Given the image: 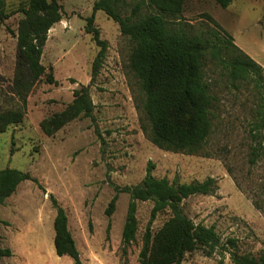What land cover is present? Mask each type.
Segmentation results:
<instances>
[{"label": "rangeland", "instance_id": "obj_1", "mask_svg": "<svg viewBox=\"0 0 264 264\" xmlns=\"http://www.w3.org/2000/svg\"><path fill=\"white\" fill-rule=\"evenodd\" d=\"M26 1L5 0L6 11ZM95 1L61 2L62 19L48 31L40 59L45 75L51 69L57 83H46L43 75L27 95L25 106L11 93L15 33L22 14L0 22V112L24 109L22 121L0 133V170L27 172L37 182H21L0 206V247L11 250V256L1 258L0 263L72 264L69 257H59L54 251L52 195L66 213L68 230L84 264H139L152 203H136L135 240L123 251L121 231L129 196L116 187L139 184L149 162L151 174L169 182L216 180L215 195L191 196L181 207L194 224L214 228L218 246L210 256L204 250L185 254L182 264H232L234 251L257 256L264 251V157L253 164L249 158L256 111L264 118V92L258 95L252 85L226 88L220 71L206 67L217 105L202 151L185 155L156 148L143 134L134 107L137 89L126 68L131 43L100 10L94 14L93 26L106 49L91 82L92 64L100 47L84 27ZM122 1L131 7L138 0ZM204 14L211 16L264 74V0H233L225 9L212 0H187L182 20L196 33L213 26ZM80 86L89 89L94 105L91 117L75 119L55 135L45 136L39 122L63 110ZM259 131L257 141L264 147V127ZM115 194L114 211L107 216L105 209ZM169 217L168 211L158 214L151 232ZM230 239L235 247L230 246Z\"/></svg>", "mask_w": 264, "mask_h": 264}, {"label": "trees", "instance_id": "obj_2", "mask_svg": "<svg viewBox=\"0 0 264 264\" xmlns=\"http://www.w3.org/2000/svg\"><path fill=\"white\" fill-rule=\"evenodd\" d=\"M63 0H27L13 11H6L5 0H0V22L17 13L22 18L17 23L16 60L11 93L22 106L34 85L45 75L40 63L48 31L62 19ZM187 0H138L129 7L122 0H96L92 15L86 19L84 32L100 47L91 69V82L100 68L106 43L99 39V31L93 26L94 14L100 10L117 24L119 32L131 43L127 58V73L134 80L136 95L134 107L139 112L140 128L146 138L158 149L185 155L199 154L212 129L213 111L217 97L211 93V81L206 67L220 71L226 88L239 90L252 85L258 95L264 92V74L261 66L241 51L233 39L209 15L213 25L209 29L193 32L192 25L183 22L182 12ZM219 7L227 8L233 0H212ZM147 9V12H143ZM45 82L56 84L51 69ZM94 105L87 86L73 91L72 101L66 107L39 122L41 132L51 137L67 123L89 118ZM24 109L16 108L0 112V133L10 125L22 121ZM263 113L256 111L253 123L249 162L253 164L264 157V147L257 141L259 129L264 127ZM149 162L146 174L135 186L116 191L128 194L129 202L121 231L122 250L135 240L137 220L136 203H152L149 221L142 236L138 255L139 264H182L185 254L204 250L210 256L218 246L219 237L213 227L194 224L182 211L181 203L195 195L216 194L214 178L202 182H169L155 178ZM26 180L37 183L29 173L15 169L0 170V206L12 196L18 185ZM55 210L53 219V247L59 257L67 256L72 264H84L67 225V216L54 197H49ZM117 194L109 201L105 214L110 216L115 208ZM258 209L257 205L255 206ZM168 211L170 217L155 232L150 230L156 216ZM1 222V220H0ZM235 247L234 240L228 241ZM11 256L9 248L0 247V260ZM232 264H264V251L257 256L234 251ZM1 264V263H0Z\"/></svg>", "mask_w": 264, "mask_h": 264}, {"label": "crops", "instance_id": "obj_3", "mask_svg": "<svg viewBox=\"0 0 264 264\" xmlns=\"http://www.w3.org/2000/svg\"><path fill=\"white\" fill-rule=\"evenodd\" d=\"M5 203V202H4Z\"/></svg>", "mask_w": 264, "mask_h": 264}]
</instances>
